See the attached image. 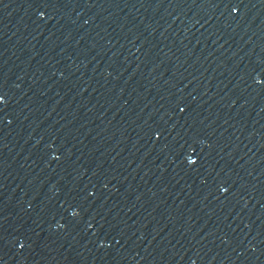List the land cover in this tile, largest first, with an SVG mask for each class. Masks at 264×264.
I'll return each mask as SVG.
<instances>
[{
    "label": "water",
    "instance_id": "1",
    "mask_svg": "<svg viewBox=\"0 0 264 264\" xmlns=\"http://www.w3.org/2000/svg\"><path fill=\"white\" fill-rule=\"evenodd\" d=\"M0 264H264V0H0Z\"/></svg>",
    "mask_w": 264,
    "mask_h": 264
}]
</instances>
